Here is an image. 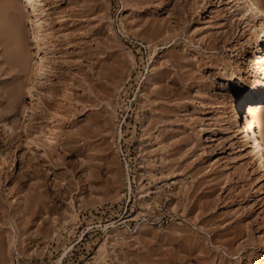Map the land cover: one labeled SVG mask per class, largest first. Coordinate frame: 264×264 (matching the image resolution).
<instances>
[{
  "label": "rangeland",
  "instance_id": "obj_1",
  "mask_svg": "<svg viewBox=\"0 0 264 264\" xmlns=\"http://www.w3.org/2000/svg\"><path fill=\"white\" fill-rule=\"evenodd\" d=\"M12 1L43 68L32 97L0 31V264H264V179L226 119L264 36L233 3Z\"/></svg>",
  "mask_w": 264,
  "mask_h": 264
},
{
  "label": "bare ground",
  "instance_id": "obj_2",
  "mask_svg": "<svg viewBox=\"0 0 264 264\" xmlns=\"http://www.w3.org/2000/svg\"><path fill=\"white\" fill-rule=\"evenodd\" d=\"M12 2L14 3V1H12ZM24 2L29 7V10H27V12L29 11V13H31L30 15H33L37 18L38 17L37 16V12H38L37 10L39 7L38 5L42 2V0H24ZM230 2L233 3L229 9L231 14H232V17H234V18L237 17L239 20H242V23L244 24V30H245L243 32H245V35L247 34V31H249V36L251 37L252 40H257L259 37L264 36V24L262 23V20H261V18L264 16V2H262V0H230ZM13 3L10 5L13 6V8L14 7L17 8V4L15 5ZM4 4H2L1 0H0V31L3 30V32H4V30L10 29L12 32V36H14L15 40H18L17 42H19L23 39L21 41L22 44H20V45L22 47L21 50L23 49L24 51L19 50L20 47L18 46L19 51L16 49L17 52L14 50V54H12L15 57V61L13 60L14 58H12L11 56H9V57H11L12 60L14 61L13 62V63H15V64H13L14 66L19 67V65H21V68L19 67V69H17V71L23 69L22 67H24L25 70L27 69L26 73L29 72V76L31 74L28 90H29L30 95L32 97H35V95H36L35 91L37 90L36 79L38 77L37 75L39 74V73H37V71H38L37 67L35 68L37 63L34 64L33 63L34 61H32V59H31L32 57H30L31 55H28V54H31V53H29L30 49H28L29 48V47H27L28 44L24 41L25 37L24 36L22 37V31L20 32V27L18 26L19 24H17L18 22L16 20H14V17L12 15L16 11L15 12L12 11V14H11V12H9V11H11L10 6L8 8V7H5L6 4L5 5ZM19 9H20V7H19ZM230 12H229V14H230ZM18 16L19 15H17V17ZM20 16L22 17L23 15H20ZM33 16L30 18H33ZM23 18H24V16H23ZM34 19L35 18H33V20L28 19L30 22L32 21L31 24H33V26L30 25L32 27H29V28H32V30H33L32 35H33L34 41L36 42V44H35L36 48H38V47H41L40 40H41V35L43 32L41 33V30H40V28H41L40 23L41 22L39 21V19H36L35 21H34ZM260 20H261V22H260ZM23 21H24V19H23ZM19 22H22V21L20 20ZM22 23H24V22H22ZM10 30H7V33ZM11 32H10V34L9 33L8 34L11 35ZM3 34L4 33H2V35ZM7 38H9V37H7ZM3 40L5 41L6 39H3ZM239 44L241 45V47H244V49L249 53V58H248L249 62L247 64L248 67H253L256 70L253 72V77L250 81H248V82L243 81L241 84H239L237 86V90H238L239 94L236 98V103H235L236 105H235L234 109H231L229 107L226 108L227 109L226 119L229 122H232V124H234L235 136L238 137L241 135L244 138L245 147L240 148V151H241L240 154L244 155V153L242 151H244L245 149H248L250 156L254 161V165L256 167L255 170H257L260 173L261 177L264 179V142H263L261 134H260V123H261L260 122L261 121L260 115H261V111L263 108L261 102L264 98V54H260L256 45H254V46L252 45L253 47H251V49L249 50L243 41L240 40ZM251 44H252V42H251ZM28 50H29V52H28ZM16 57H20V59H17ZM21 57H23V58L21 59ZM42 58H41V60L39 59L41 62L39 64H37L38 66L43 65L42 64V60H43ZM12 67L13 66H11V69H12ZM39 68H40V66H39ZM41 68H43V66ZM258 69L261 70V73H257ZM242 72L243 71L241 70V72L238 75L239 78H242V76L244 77ZM243 80H244V78H243ZM219 84H221V83H219ZM15 97H14V99H15ZM11 98H12V96H11ZM17 121H18V119H16V117H12V116L8 115V116H4L0 120V125H4L6 128L7 127L12 128L14 125H16ZM8 129H10V128H8ZM11 133H12V130H11ZM75 210H76V208H75ZM71 215H73V213ZM76 215L77 214H75V216ZM5 231H7L6 228H5ZM13 236L14 235H12V237ZM102 249H105V245H102Z\"/></svg>",
  "mask_w": 264,
  "mask_h": 264
}]
</instances>
